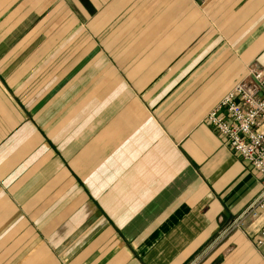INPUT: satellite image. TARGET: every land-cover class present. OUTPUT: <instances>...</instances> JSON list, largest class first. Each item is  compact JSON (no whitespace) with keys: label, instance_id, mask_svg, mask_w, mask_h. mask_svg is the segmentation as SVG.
<instances>
[{"label":"crops","instance_id":"1","mask_svg":"<svg viewBox=\"0 0 264 264\" xmlns=\"http://www.w3.org/2000/svg\"><path fill=\"white\" fill-rule=\"evenodd\" d=\"M252 65L264 0H0V264H264L206 123Z\"/></svg>","mask_w":264,"mask_h":264},{"label":"built area","instance_id":"2","mask_svg":"<svg viewBox=\"0 0 264 264\" xmlns=\"http://www.w3.org/2000/svg\"><path fill=\"white\" fill-rule=\"evenodd\" d=\"M206 123L224 138L233 154L260 176V191L226 228L225 233L242 230L248 217L264 212V67L252 65L245 78L206 117ZM254 246L264 251V225Z\"/></svg>","mask_w":264,"mask_h":264},{"label":"rangeland","instance_id":"3","mask_svg":"<svg viewBox=\"0 0 264 264\" xmlns=\"http://www.w3.org/2000/svg\"><path fill=\"white\" fill-rule=\"evenodd\" d=\"M227 233H230V232H227ZM227 233H225V231H224L223 235H225V234H227Z\"/></svg>","mask_w":264,"mask_h":264}]
</instances>
